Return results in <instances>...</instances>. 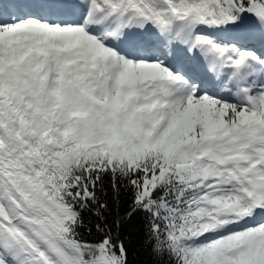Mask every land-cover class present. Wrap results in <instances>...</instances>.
<instances>
[{
	"label": "snow or ice",
	"instance_id": "6c2138e0",
	"mask_svg": "<svg viewBox=\"0 0 264 264\" xmlns=\"http://www.w3.org/2000/svg\"><path fill=\"white\" fill-rule=\"evenodd\" d=\"M0 264H264V0H0Z\"/></svg>",
	"mask_w": 264,
	"mask_h": 264
},
{
	"label": "trees",
	"instance_id": "16d2710c",
	"mask_svg": "<svg viewBox=\"0 0 264 264\" xmlns=\"http://www.w3.org/2000/svg\"><path fill=\"white\" fill-rule=\"evenodd\" d=\"M125 240L129 242V259L130 261L137 260L143 262L147 259L146 253L142 248L141 228L139 223L133 222L124 232Z\"/></svg>",
	"mask_w": 264,
	"mask_h": 264
}]
</instances>
